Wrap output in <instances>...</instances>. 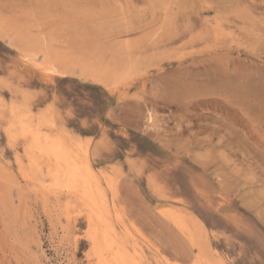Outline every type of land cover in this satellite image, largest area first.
<instances>
[{"label": "rangeland", "instance_id": "rangeland-1", "mask_svg": "<svg viewBox=\"0 0 264 264\" xmlns=\"http://www.w3.org/2000/svg\"><path fill=\"white\" fill-rule=\"evenodd\" d=\"M57 1L0 0V23L61 55L47 73L0 34V264H107L97 245L115 233L132 264H264V0ZM125 45L116 87L65 67L66 51ZM35 135L93 168L91 203Z\"/></svg>", "mask_w": 264, "mask_h": 264}, {"label": "bare ground", "instance_id": "bare-ground-1", "mask_svg": "<svg viewBox=\"0 0 264 264\" xmlns=\"http://www.w3.org/2000/svg\"><path fill=\"white\" fill-rule=\"evenodd\" d=\"M56 2H58L57 0H56ZM48 3V2H47ZM46 3V4H47ZM44 4V3H43ZM43 4H42V6H43ZM62 4V3H61ZM54 5H56V3L54 4ZM53 5V6H54ZM31 6V5H30ZM41 6V7H42ZM52 6V8L53 9H55L54 7ZM31 7H33V6H31ZM30 7V8H31ZM34 8H36V7H34ZM33 8V9H34ZM47 8V7H46ZM32 9V8H31ZM32 9V10H33ZM52 9V10H53ZM57 9V8H56ZM37 11L39 10V8L38 9H36ZM35 10V11H36ZM44 10V9H43ZM43 10H41L40 9V11H43ZM48 9H46V11H47ZM58 10V9H57ZM34 11V10H33ZM34 11V12H35ZM40 11L38 12V13H40ZM45 11V10H44ZM43 11V12H44ZM9 12V11H8ZM13 12V11H12ZM47 12H49V11H47ZM53 12V11H52ZM45 13V12H44ZM43 13V14H44ZM57 13V12H56ZM26 14H28V13H26ZM34 14V13H33ZM42 14V13H41ZM42 14V15H43ZM53 14H54V12H53ZM57 14H59V11H58V13ZM71 14V13H70ZM28 15H30V16H32L31 14H28ZM56 15V14H55ZM60 15H61V12H60ZM67 15V14H66ZM66 15H64V16H66ZM69 15V14H68ZM71 15H74V14H71ZM17 16V15H16ZM36 16V15H35ZM39 16V15H38ZM38 16H36V17H38ZM44 16H46V15H44ZM53 16V15H52ZM63 15H61V17H62ZM14 17V16H13ZM35 17V18H36ZM47 17V16H46ZM49 17V16H48ZM55 17V16H54ZM67 17V16H66ZM73 17V16H72ZM40 18V17H39ZM42 18V17H41ZM45 18V17H44ZM51 18H53V17H51ZM57 18H60L59 16H57ZM65 18V17H64ZM5 19V18H4ZM30 20H32V18H29ZM38 19V18H37ZM61 20V19H60ZM65 20V19H64ZM63 20V21H64ZM69 20V18L67 19V21ZM71 20V19H70ZM69 20V21H70ZM83 20V19H82ZM38 21V20H37ZM42 21V20H41ZM49 21V20H48ZM66 21V20H65ZM87 21H90V20H87ZM93 21V20H92ZM2 22L3 23H0V34L2 35V34H6V35H8V36H10V38H12L13 40L14 39H16L17 41H18V44L20 43V48H19V50H21L22 52H23V56L24 57H31V58H34V57H36L38 54H41V56H42V59H43V62L44 63H46V64H48L49 66L48 67H45V66H42V68L44 69V70H46V72L47 73H51V72H54L55 73V71L57 72V69L55 68V64H54V62H55V60H56V57L55 56H57L58 54H57V50L55 49V46H54V42H53V38H52V40H50V39H46L45 37V35L44 34H39V35H37V34H34L33 32H31V30H26L25 31V29H24V32L23 31H21V29H20V26L18 27L17 26V23L16 22H14V23H12V22H9L8 23V19L7 20H5V21H3V17H2ZM40 22V21H39ZM38 22V23H39ZM44 22V21H43ZM53 22V21H52ZM71 22V21H70ZM74 22V21H73ZM80 22V21H79ZM82 22V21H81ZM85 22V21H84ZM30 23V22H29ZM46 23V22H45ZM54 23V22H53ZM57 23H58V20H57ZM63 23H66V22H63ZM20 24V23H19ZM25 24V23H24ZM23 24V25H24ZM27 24V23H26ZM43 24V23H42ZM49 24V23H48ZM60 24V23H59ZM76 24V23H75ZM21 25V24H20ZM43 25H45V24H43ZM53 25V24H52ZM68 25H69V23H68ZM67 25V26H68ZM72 25V24H71ZM70 25V26H71ZM73 25H74V23H73ZM30 26H33L32 24L30 25ZM39 26H41V25H39ZM38 26V27H39ZM50 26V25H49ZM45 28H46V25L44 26ZM23 28V27H22ZM41 28V27H40ZM39 28V29H40ZM38 31V30H37ZM41 31V30H40ZM43 31V30H42ZM46 31H47V29H46ZM45 31V33H47ZM44 32V31H43ZM42 32V33H43ZM55 34V33H54ZM49 35H51V34H49ZM50 38V37H49ZM56 40V39H55ZM59 40V39H58ZM56 42H58V41H56ZM60 42V41H59ZM12 43V42H11ZM131 44V43H130ZM118 45V44H117ZM120 45V44H119ZM14 46H15V44H14ZM17 47V46H16ZM128 47L129 46H123V47H121V51H118V49L119 48H117V46H116V49L115 48H112V51H111V55L108 57V60H103L102 59V54L100 53V49H99V47L98 46H92V47H90V48H85L84 49V51H83V53H88V57H87V59L84 57V58H73V57H70V56H67L66 55V53H67V51L65 52V55H64V58H65V67H66V69L68 68V67H71L72 65H77L78 67H80V70H79V68H78V70L81 72L80 74H82V75H85V77L86 78H89V79H91V80H93V81H95V82H98V83H102L103 85H105V86H109V87H116L118 84H120V83H122V82H124V79L126 80L127 79V77L129 76V75H131L132 74V70H133V65H135V64H133V61H135V60H133L131 57V61H132V64L133 65H131V66H133V67H125V65L129 62V60H128V62H127V56H128V54H129V56L131 55L129 52H127V50H129L128 49ZM66 48H69V47H66ZM61 48H58V50H60ZM68 50V49H67ZM131 50V49H130ZM61 53H62V51H61ZM75 55V54H74ZM59 56H61V55H58V57ZM63 57V56H62ZM35 63V62H34ZM44 65V64H43ZM65 67H63L64 69H65ZM69 69V68H68ZM69 71V70H68ZM71 71V70H70ZM45 72V71H44ZM133 75H131V77H132ZM130 77V76H129ZM129 77H128V79H129ZM128 81V80H127ZM112 85V86H111ZM124 85V84H123ZM122 92V91H121ZM3 94V93H2ZM5 97V96H4ZM9 98V97H8ZM14 98V97H13ZM19 98V97H18ZM17 98V99H18ZM5 99V98H4ZM25 103V102H24ZM31 103V102H30ZM28 104V103H27ZM31 106H32V104H31ZM17 107V106H16ZM17 109V108H16ZM21 109V108H20ZM34 109V108H33ZM33 109H32V111H33ZM35 110V109H34ZM25 111V110H24ZM31 111V110H30ZM16 112V111H15ZM18 112V111H17ZM28 112V111H27ZM34 112V111H33ZM42 112V111H41ZM2 113V112H1ZM14 113V112H13ZM29 113V112H28ZM14 114H16V113H14ZM14 114H12V117H13V115ZM37 114V113H36ZM40 114V113H39ZM38 114V116H40ZM48 114H50V113H48ZM19 115V114H18ZM5 116V115H4ZM44 118H46V117H44ZM63 118V117H62ZM149 119V118H148ZM67 121V120H66ZM28 122V121H27ZM19 123V122H18ZM31 123V122H30ZM4 124V123H3ZM25 124V123H24ZM29 124V123H28ZM22 126V125H21ZM4 127H5V124H4ZM11 127V126H10ZM24 127H27V125L25 126L24 125ZM8 128V127H7ZM22 128V127H21ZM30 128V127H29ZM44 128V127H43ZM28 129V128H27ZM40 129V128H39ZM38 129V130H39ZM46 129V128H45ZM51 129V128H50ZM20 130V129H19ZM23 130V129H22ZM38 130H36V133H37V131ZM24 131H26V130H24ZM24 131H21V132H23L24 133ZM40 131V130H39ZM42 132H40V134L41 133H43L44 131L43 130H41ZM58 131V130H57ZM35 133V132H34ZM35 133V134H36ZM60 133V132H59ZM64 133H66L67 134V132H65L64 131ZM69 133V132H68ZM14 134V133H13ZM47 134H49V133H46L45 135H47ZM53 134H55V133H53ZM63 134V133H62ZM32 135H34V134H32ZM43 135V134H42ZM65 135V134H64ZM70 135H71V133H70ZM74 135V134H73ZM80 135V134H79ZM48 136V135H47ZM72 136V135H71ZM71 136H69V137H71ZM33 137V136H32ZM60 136H58L57 138H59ZM69 137H68V139H69ZM42 138H45V139H43V140H46L47 141V137L45 136H42ZM51 138V143H50V140H49V142H46V143H42V141L40 140V138H39V135H35L34 136V144L36 145V149H38L40 152H44L45 154H47V156H49L50 158H52V159H54V161L58 164V166L59 167H63V168H61V171H62V176H63V179L65 178V182H66V185L67 186H70V188H74V187H76V188H79L80 187V190L79 191H82V193H83V195L87 198V200L88 199H91V198H93L92 196H91V192H92V188H93V186L95 185V175H94V172H93V168H91V166L88 164V163H83V165L80 167V166H78L77 165V163L76 162H74L73 160V156H72V158L70 159V157H69V154L67 153V151L69 150V149H67V151H66V149H65V147L66 146H61L60 144H62V143H64V142H62V143H56V142H53V141H55V140H52V137H50ZM54 138V137H53ZM32 139V138H31ZM59 139H63V138H59ZM72 139V138H71ZM65 140V139H64ZM66 140H67V138H66ZM70 141H75L74 139L73 140H69V142ZM30 142H32V141H30ZM28 145V144H27ZM32 145H33V143H32ZM31 145V146H32ZM65 145V144H64ZM68 145H70L69 143H68ZM73 145H74V142H73ZM75 146V145H74ZM82 146V145H81ZM91 146V145H90ZM27 147V146H26ZM33 147V146H32ZM72 148V147H71ZM82 148H83V146H82ZM35 149V148H34ZM90 149V148H89ZM16 150V149H15ZM38 151V152H39ZM72 151V150H71ZM74 151V150H73ZM29 152H31V151H29ZM69 152V151H68ZM75 152V151H74ZM78 153H79V151H78ZM75 155H76V152L74 153ZM80 154V153H79ZM31 155V157H32V154H30ZM34 156V155H33ZM35 157V156H34ZM75 157V156H74ZM45 158V157H44ZM80 159H81V156L79 157ZM78 158V159H79ZM73 159V160H72ZM78 159H76V160H78ZM32 160V159H31ZM83 160V159H82ZM30 161V160H29ZM33 161H35V160H33ZM81 161V160H80ZM80 161H78V162H80ZM25 162V161H24ZM41 162V161H40ZM91 163V162H90ZM39 165V164H38ZM96 165V164H95ZM108 165V164H107ZM37 166V165H36ZM35 166V167H36ZM39 167V166H38ZM98 167V166H97ZM106 167V166H105ZM110 167V166H109ZM96 168V167H95ZM111 168V167H110ZM99 169H101V168H98V171H99ZM104 169V168H103ZM106 169V168H105ZM28 170V169H27ZM30 170V169H29ZM102 170V169H101ZM46 171V170H45ZM48 171V170H47ZM112 171H113V169H112ZM25 172H26V170H25ZM56 172V171H55ZM96 172V171H95ZM103 172V171H102ZM102 172H100L101 174H102ZM49 173V172H48ZM53 173H54V171H53ZM53 173H51V174H53ZM28 174V173H27ZM50 174V175H51ZM97 174V173H96ZM105 174V173H104ZM35 175V174H34ZM107 175V174H106ZM45 176V175H44ZM43 176V177H44ZM100 176V175H99ZM104 176V175H103ZM109 175H107V177H108ZM111 176V175H110ZM33 177V176H32ZM51 177V176H50ZM45 178V177H44ZM97 178V177H96ZM111 178V177H110ZM106 179H108V178H106ZM105 179V181H107ZM37 180V179H36ZM112 179H110V181H111ZM45 181V180H44ZM47 181H48V179H47ZM56 181V180H55ZM103 181V180H102ZM104 181V182H105ZM109 181V180H108ZM38 182H40V181H38ZM51 183H53V181H50ZM96 182H97V180H96ZM41 183V182H40ZM45 183H47V182H45ZM50 183V184H51ZM107 183V182H106ZM109 183H111V182H109ZM48 184V183H47ZM47 184H45L44 186L46 187V185ZM52 185V184H51ZM101 185V184H100ZM99 185V186H100ZM95 187V186H94ZM109 187V186H108ZM111 187V186H110ZM66 188V187H65ZM99 188V187H98ZM105 188V187H104ZM94 189H97V188H94ZM100 189H102L101 187H100ZM113 189H114V187H113ZM50 190V189H49ZM98 191H100L99 189H98ZM107 191V190H106ZM101 192V191H100ZM102 192H103V190H102ZM54 193V192H53ZM56 193V192H55ZM93 193V192H92ZM57 194V193H56ZM95 193H93V195H94ZM99 194V193H98ZM106 194V193H105ZM100 195V194H99ZM101 197H102V195H101ZM104 198H106V199H108L106 196L104 197ZM81 199H82V197H81ZM96 199V198H95ZM103 200V199H102ZM85 201V200H84ZM92 201V203H93V201H94V199L93 200H91ZM98 201V200H97ZM109 201V200H108ZM88 202H90L89 200H88ZM99 202V201H98ZM102 202V201H101ZM106 203H107V200L105 201ZM91 203V202H90ZM104 203V202H103ZM102 203V204H103ZM87 204V203H86ZM94 204V203H93ZM93 204H91V205H93ZM96 204V203H95ZM90 205V206H91ZM107 205V204H106ZM90 206H89V211H90ZM95 206V205H94ZM97 206V205H96ZM100 206V203H98V207ZM88 207V206H87ZM104 207V206H103ZM105 207H108V206H105ZM112 207V206H111ZM93 208H95V207H93ZM100 208V207H99ZM97 209V208H96ZM172 209H174V208H172ZM176 209V208H175ZM85 211H86V209H84ZM91 210H92V208H91ZM98 210V209H97ZM106 210V209H105ZM109 210V209H108ZM170 211H171V209H169ZM84 211V212H85ZM94 209H93V211H92V213L94 214ZM98 211H100V210H98ZM179 211V210H178ZM178 211L176 212V213H178ZM91 212V211H90ZM101 213H97V214H102V211H100ZM172 212V211H171ZM86 213H87V211H86ZM89 213V212H88ZM88 213H87V215H88ZM169 213V212H168ZM192 213V212H191ZM185 214H187V213H185ZM185 214L184 215H178V214H171L170 216H172L173 218H174V220L176 221V220H178V223L180 222H182V221H180L181 219H182V217L183 216H185ZM96 215V214H95ZM188 215H189V213H188ZM188 215L186 216V218L188 217ZM90 216H93V215H90ZM97 216V215H96ZM95 216V217H96ZM189 216H191V215H189ZM99 217H101V216H99ZM106 217V216H105ZM192 218V222L193 223H198V220L196 219V218H194L193 216H191ZM87 218H89V216L87 217ZM172 218V219H173ZM186 218H183V219H186ZM93 219H95L94 217H93ZM101 219V218H100ZM182 219V220H183ZM188 219H190V218H188ZM190 219V220H191ZM187 220V219H186ZM189 220V221H190ZM87 221V220H86ZM95 221V220H94ZM184 222H186V221H184ZM201 223V222H200ZM184 224V223H183ZM91 226H92V224H91ZM99 226H100V224H99ZM114 226V225H113ZM184 226V225H183ZM188 226V225H187ZM89 227V226H88ZM110 227V226H109ZM189 227V226H188ZM91 227H89V229H90ZM103 228V227H102ZM105 228V227H104ZM103 228V229H104ZM112 228H114V227H112ZM187 228V227H186ZM92 229V228H91ZM90 229V230H91ZM103 229H102V231H103ZM190 229V228H189ZM188 229V231L190 232L191 230H189ZM98 230V229H97ZM113 231H114V229H112ZM117 230V229H116ZM90 232V231H89ZM99 231H97V233H98ZM108 232V231H107ZM115 232V231H114ZM188 232V233H189ZM92 233V232H91ZM91 233H90V235H91ZM95 233V232H94ZM103 234H104V231L102 232ZM116 234V233H115ZM114 234V236H111L110 238H106V236H105V238H104V236L102 237L103 239H100V240H102V244L100 245V243H99V245H97V242H94V243H96V245H97V247L98 246H100V248L98 247L97 249L99 250L98 252H100L101 251V253L103 254V253H107V254H111V255H113L112 256V260L109 262V261H106L105 263H107V262H109V263H107V264H120V263H122V264H128V261H130V264H132L133 262H134V260H132L133 259V257H129V255H127V250L125 249V247H123L121 244H120V242H118L117 240H116V235ZM102 235V234H101ZM100 235V236H101ZM97 237V236H96ZM190 237V236H189ZM98 238H99V236H98ZM97 239V238H96ZM94 240V241H99V240ZM190 239H191V237H190ZM118 240H119V238H118ZM92 244V243H91ZM94 245V244H93ZM96 245H94L95 247H96ZM92 246V245H91ZM95 250H96V248H95ZM95 250H94V252H95ZM213 250V249H212ZM130 252V251H129ZM135 252V251H134ZM101 253H99L100 255H102ZM137 253V255H139L138 254V252H136ZM97 254V253H96ZM95 254V255H96ZM99 257H101V256H98L97 257V259L99 258ZM102 257H104L103 255H102ZM139 258H141V256L139 255ZM201 258V257H200ZM101 259V258H100ZM111 259V258H110ZM108 260H109V258H108ZM199 260V259H198ZM197 260V261H198ZM100 261V260H99ZM101 263V262H100ZM138 263V262H137ZM195 263H197V262H195ZM139 264V263H138ZM143 264V263H142Z\"/></svg>", "mask_w": 264, "mask_h": 264}, {"label": "crops", "instance_id": "crops-1", "mask_svg": "<svg viewBox=\"0 0 264 264\" xmlns=\"http://www.w3.org/2000/svg\"><path fill=\"white\" fill-rule=\"evenodd\" d=\"M193 216L202 223V221L196 215Z\"/></svg>", "mask_w": 264, "mask_h": 264}, {"label": "trees", "instance_id": "trees-1", "mask_svg": "<svg viewBox=\"0 0 264 264\" xmlns=\"http://www.w3.org/2000/svg\"><path fill=\"white\" fill-rule=\"evenodd\" d=\"M205 224H206L207 227H210V225L207 222Z\"/></svg>", "mask_w": 264, "mask_h": 264}]
</instances>
